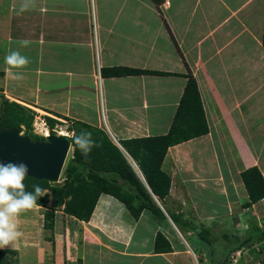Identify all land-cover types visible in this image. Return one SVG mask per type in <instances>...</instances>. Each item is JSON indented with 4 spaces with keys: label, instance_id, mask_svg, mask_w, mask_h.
Returning <instances> with one entry per match:
<instances>
[{
    "label": "crops",
    "instance_id": "1",
    "mask_svg": "<svg viewBox=\"0 0 264 264\" xmlns=\"http://www.w3.org/2000/svg\"><path fill=\"white\" fill-rule=\"evenodd\" d=\"M162 1L157 8L151 0H0V93L10 100L103 130L134 172L139 168L119 141L165 135L188 75L208 129L165 154L161 170L170 177L169 193L161 202L152 197L165 218L143 210L134 219L103 193L88 221L58 209L48 231L47 207L36 205L14 218L21 235L0 248L15 251L11 264H186L184 245L199 263L197 243L182 236L195 240V232L170 217L199 228H233V221L240 230L264 226V198L249 205L240 176L255 166L264 178V0ZM11 50L29 58L12 70L19 80L4 63ZM114 67L166 75L102 77ZM88 85L97 86L98 98ZM135 173L146 186L140 170ZM157 232L171 252H154ZM211 259L208 264H217Z\"/></svg>",
    "mask_w": 264,
    "mask_h": 264
},
{
    "label": "trees",
    "instance_id": "2",
    "mask_svg": "<svg viewBox=\"0 0 264 264\" xmlns=\"http://www.w3.org/2000/svg\"><path fill=\"white\" fill-rule=\"evenodd\" d=\"M151 1L157 8L163 2L162 0ZM262 46L264 49V22ZM143 74L166 75L124 67L101 71L102 77ZM34 115L31 109L3 97L0 130L17 129L30 140H44V137L31 133ZM54 116L64 121L68 120L61 116ZM43 119L50 130L59 122L49 116H44ZM69 130L72 131V137L68 139L72 146V155L62 169L61 184L52 185L47 181H38L29 177H26L24 181L26 191H34L37 185L47 191L37 200V205L47 207L43 216L44 229L48 231H53L54 211L58 209L81 221H88L97 199L103 193L121 202L134 219H138L143 210L150 211L156 217L165 218L152 195L161 202L169 193L170 177L161 170V164L168 148L208 133L197 84L191 75L187 77L169 131L165 135L119 141L121 147L142 173L147 188L103 130L81 122H72ZM81 131L90 132L95 142L94 147L87 154L82 153L73 143L74 134H79ZM240 176L247 192L248 204L262 200L264 198V178L258 168L255 166L248 168L242 171ZM170 219L178 226L173 218L170 217ZM193 229L199 239L208 241L210 232ZM255 231L254 233L258 232L256 235L252 234L247 237L248 239L241 240L240 244L250 246L252 243H260L264 246V226L260 231L258 229ZM154 252H171L169 242L160 232H157L154 238ZM14 254L13 250H0V264H11L12 260L8 255Z\"/></svg>",
    "mask_w": 264,
    "mask_h": 264
},
{
    "label": "rangeland",
    "instance_id": "3",
    "mask_svg": "<svg viewBox=\"0 0 264 264\" xmlns=\"http://www.w3.org/2000/svg\"><path fill=\"white\" fill-rule=\"evenodd\" d=\"M2 60L3 58H0V64ZM96 77L98 79V75H96ZM91 82H92V79H91ZM88 91L89 93H94L96 97L98 98L97 86L88 85ZM3 97L6 98L8 101L16 102L14 100H10L9 98H7L5 94L0 93V112H1V100ZM20 105H23V104H20ZM23 106L27 107L28 109H31L35 113L34 118H33L31 133L45 138L48 135H56L59 132H63L68 139L72 137V131L69 130L71 128V124L69 122L59 121L57 124H55L54 128L50 130L48 126L45 124L43 115L38 114L37 112H35V110H33L32 108L28 106H25V105ZM88 112H89V115L93 114L91 111H88ZM93 116L97 117L98 114L94 113ZM20 134L23 135V132H20ZM71 155H72V146L69 150L64 166L66 162L68 161V159H70ZM263 159H264V156H263ZM135 171H137L136 168H135ZM61 176H62V171H61L59 181L55 185L61 184L62 182ZM195 222H197V220H195ZM184 223H186L187 225L185 226L180 223L178 226L180 228H187L184 230L188 231L189 233L192 230L193 232H195L193 228H196V230L198 231L205 230V231L210 232L208 241H203L199 238L192 240L193 237L190 234L184 233V232L182 233L183 238L193 247L195 246V243H197L196 249H199L200 256L203 259V261L198 263L197 257L196 256L192 257L191 251L186 247V245H184V253L186 254V257H187L186 261L188 262L186 264H208L209 258H212L213 260H215V262H217L225 255L227 256L226 264H264V246L263 245L258 244V243H252L250 247L248 246L249 248L246 246H242V248L240 247L241 249L238 248V245L240 244L241 240L246 239L252 234L256 235L258 233V232L254 233L256 229L260 231L261 228L260 229L258 228L259 222L249 223L247 226L242 225V230H240L241 224L235 221H233V224H232L233 228L232 227L219 228L217 224L215 223H212V224L204 223L203 225L201 224L199 228L198 226L199 224L197 225L196 223H193L192 220H189L188 222L185 221ZM193 224L196 225V227L193 226ZM250 231H253V232H250ZM178 238L181 239L179 235H178ZM4 251H7V250H4ZM186 251H188L189 254ZM189 256L191 258H189Z\"/></svg>",
    "mask_w": 264,
    "mask_h": 264
},
{
    "label": "clouds",
    "instance_id": "4",
    "mask_svg": "<svg viewBox=\"0 0 264 264\" xmlns=\"http://www.w3.org/2000/svg\"><path fill=\"white\" fill-rule=\"evenodd\" d=\"M27 8V4L22 5L20 12L26 11ZM29 43L28 40L21 41L24 47ZM4 63L8 66V72L19 80L23 77L12 70L24 68L28 65L29 58L19 50H12L4 57ZM73 143L82 153L87 154L92 150L95 142L90 132L81 131L79 134H74ZM28 173L29 168L25 163H0V248L8 246L21 235L13 223L14 218L36 206L37 200L46 192V189L38 185L35 186L34 191L25 190L24 181Z\"/></svg>",
    "mask_w": 264,
    "mask_h": 264
},
{
    "label": "water",
    "instance_id": "5",
    "mask_svg": "<svg viewBox=\"0 0 264 264\" xmlns=\"http://www.w3.org/2000/svg\"><path fill=\"white\" fill-rule=\"evenodd\" d=\"M70 148L65 135L30 140L17 129L0 130V163H25L29 168V178L44 180L52 185L59 181Z\"/></svg>",
    "mask_w": 264,
    "mask_h": 264
},
{
    "label": "bare ground",
    "instance_id": "6",
    "mask_svg": "<svg viewBox=\"0 0 264 264\" xmlns=\"http://www.w3.org/2000/svg\"><path fill=\"white\" fill-rule=\"evenodd\" d=\"M18 103H20V102H18ZM20 104H22V103H20ZM23 105H25V104H23ZM33 107V106H32ZM33 109H35L34 107H33ZM38 113H40V112H38ZM42 114H43V112H42ZM59 135H65L63 132H59L58 133ZM132 165V164H131ZM133 166V168L135 167L134 165H132ZM137 169V168H136ZM136 172V171H135ZM137 172L139 173V170L137 169ZM140 174V173H139ZM174 230V229H173ZM175 231V230H174Z\"/></svg>",
    "mask_w": 264,
    "mask_h": 264
},
{
    "label": "built area",
    "instance_id": "7",
    "mask_svg": "<svg viewBox=\"0 0 264 264\" xmlns=\"http://www.w3.org/2000/svg\"><path fill=\"white\" fill-rule=\"evenodd\" d=\"M134 165V164H133ZM135 166V165H134Z\"/></svg>",
    "mask_w": 264,
    "mask_h": 264
}]
</instances>
